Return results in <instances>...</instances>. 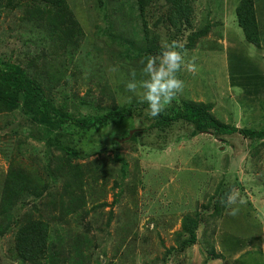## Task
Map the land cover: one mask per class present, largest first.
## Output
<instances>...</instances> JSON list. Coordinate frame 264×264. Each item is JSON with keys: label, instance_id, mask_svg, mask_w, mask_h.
<instances>
[{"label": "rangeland", "instance_id": "374dc122", "mask_svg": "<svg viewBox=\"0 0 264 264\" xmlns=\"http://www.w3.org/2000/svg\"><path fill=\"white\" fill-rule=\"evenodd\" d=\"M25 1L29 5L22 8L0 5V58L36 74L57 106L84 117L149 101L148 85L162 65L167 69L168 51L138 58L128 52L132 42L135 51L141 45L144 21L151 35L170 47L162 0L146 10L145 20L136 0H67L61 9ZM240 1L194 4V28L207 25L203 46L208 49L213 39L217 51L201 54L200 44L192 54H182L180 69L164 78L181 79L184 89L164 110L189 98L208 103L224 122L264 126V0H254L260 47L250 44L238 25L231 4ZM233 26L238 33L230 38ZM147 110L105 126L68 127L73 136L63 139L66 144L74 139L69 146L79 153L74 162L81 169L82 190L77 192L84 208L63 216L68 199L58 202L67 177L45 172L40 178L48 190L17 202L15 217L44 215L57 228L52 232L65 238L73 230L87 232L91 264H264V139L196 133L182 121L150 129ZM43 132L20 108L0 111V211L11 171L19 167L34 173L46 163L55 166L65 154L56 146V134L47 139ZM77 183L74 190H79ZM219 198L227 206L216 216ZM235 208L239 211L231 215ZM197 213L208 219L194 229L196 241L188 242L192 233L182 231V221L185 215L196 219ZM2 217L0 212V264H36L17 256L16 228H6Z\"/></svg>", "mask_w": 264, "mask_h": 264}, {"label": "trees", "instance_id": "16d2710c", "mask_svg": "<svg viewBox=\"0 0 264 264\" xmlns=\"http://www.w3.org/2000/svg\"><path fill=\"white\" fill-rule=\"evenodd\" d=\"M30 1L34 5L43 4L54 9H61L65 6L67 0ZM158 1L160 0H136L139 15L143 16L146 10L149 12L150 8L152 9L157 5ZM197 1L162 0L165 7V13L162 18H164L167 25L168 42L171 48L162 44L157 34L151 35L152 29L148 28L146 25L147 21H144L142 27L144 38H142V43L135 51V44L132 42L133 49L128 52V57L138 58L142 57V55H151L153 52H163L166 50L168 52L175 50L180 52L181 55L189 50V54H192L193 50L200 49V47L201 54L205 52L214 54L217 51L215 48L217 46L213 39L209 40L208 44L210 46L208 49L203 46L206 44L205 38L209 27L206 25L200 29L194 28V4ZM1 4L5 8L12 4L16 8L29 5L25 0H0ZM231 5L234 7L238 25L241 27L245 39L250 44L260 47L262 29L258 22L255 1L241 0L236 6L235 4ZM143 19H146V13ZM236 28L237 26H233L228 30V37L231 38L235 33H238L236 32ZM173 41H175V44H173ZM197 46L200 47L196 48ZM234 62L236 61L234 60ZM233 67L234 69L236 68L235 66ZM35 75L17 62L0 58V111H12L20 108L31 123L40 125L47 139H50L51 134H56L54 136L56 146L65 154L60 156L61 161L57 162L55 166L51 163H46L45 166L34 168V173L19 167H17L18 170L11 171L7 175L4 187L2 188L4 191L1 194L2 203L0 212L3 214L2 218L5 221L6 228H16L14 244L17 256L21 260L36 264H91L92 260L88 257L89 254H86L88 247H90L87 232L73 230L69 233H74V235L65 238L62 233L52 232L57 230V228L52 226L49 219L44 215H36L33 212H29L25 213L24 216L15 217L13 210L18 205L17 202H25L26 198H39L43 196L44 190H48V184L40 177L46 175V173V176H51V178L61 175H63L61 179H66L67 177V181H63V193H61L58 202L61 204L62 201L66 202L68 199L69 203L66 204V210L61 208L63 216L73 215L84 208L85 200L77 192L82 190L83 183L80 181L81 169L74 162L79 157V153L75 147L69 146H74V139L69 144H66L63 139L67 135L73 136L72 132H67L70 129L68 127L76 126L81 129H89L105 126L114 120H128L135 115L142 114L145 109H148L149 101L135 100L124 107L117 105V107L103 114L79 117L57 106L48 97L42 82ZM151 118L153 122L147 126L150 129L159 128L162 130V128L170 127L174 123L182 121L193 125L196 133H211L216 136L241 134L250 139H264V126L241 127L224 122L211 112L208 103L189 98L182 99L179 104L173 105L168 110H164L160 115L156 117L151 116ZM76 182L79 184V190H74L71 187ZM226 206L225 200L221 198L216 199L212 214L216 216L220 215ZM197 214L198 217L196 219L190 215H185L182 221V231L192 233V237L188 239V242L189 240L192 242L196 241L194 229L203 220L208 219L207 215L202 213ZM211 255L215 257L214 253Z\"/></svg>", "mask_w": 264, "mask_h": 264}, {"label": "clouds", "instance_id": "9594fccd", "mask_svg": "<svg viewBox=\"0 0 264 264\" xmlns=\"http://www.w3.org/2000/svg\"><path fill=\"white\" fill-rule=\"evenodd\" d=\"M173 44H175V41H173ZM182 59L183 57L180 52L175 50L168 52L166 56L167 69L162 65L154 81L148 85L149 92L147 98L149 100V108L147 113L152 117L160 115L164 109L171 104L173 99L183 92L184 82L181 79L175 77L164 78L167 72L178 71L180 69ZM188 68L189 71H194L195 65L190 63ZM162 97L164 99V104H161ZM240 203L243 204L245 201L241 199ZM238 211L239 209L235 208L230 214L236 215Z\"/></svg>", "mask_w": 264, "mask_h": 264}, {"label": "water", "instance_id": "95a60500", "mask_svg": "<svg viewBox=\"0 0 264 264\" xmlns=\"http://www.w3.org/2000/svg\"><path fill=\"white\" fill-rule=\"evenodd\" d=\"M134 132V130H131V134ZM125 139H128V137L124 138V139H121V140H125Z\"/></svg>", "mask_w": 264, "mask_h": 264}]
</instances>
